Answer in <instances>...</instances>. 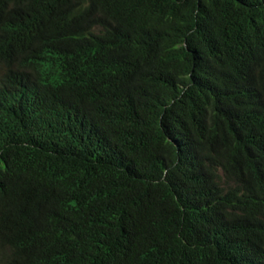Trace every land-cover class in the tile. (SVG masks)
I'll return each mask as SVG.
<instances>
[{
	"label": "trees",
	"instance_id": "1",
	"mask_svg": "<svg viewBox=\"0 0 264 264\" xmlns=\"http://www.w3.org/2000/svg\"><path fill=\"white\" fill-rule=\"evenodd\" d=\"M0 264H264V0H0Z\"/></svg>",
	"mask_w": 264,
	"mask_h": 264
}]
</instances>
